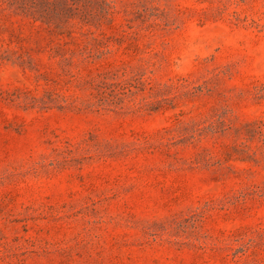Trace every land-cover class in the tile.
<instances>
[{"label":"rangeland","instance_id":"374dc122","mask_svg":"<svg viewBox=\"0 0 264 264\" xmlns=\"http://www.w3.org/2000/svg\"><path fill=\"white\" fill-rule=\"evenodd\" d=\"M0 264H264V0H0Z\"/></svg>","mask_w":264,"mask_h":264}]
</instances>
